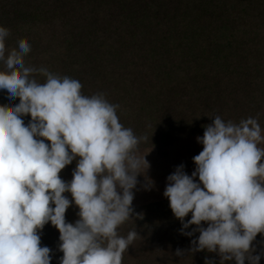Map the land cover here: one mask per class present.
<instances>
[{
    "label": "clouds",
    "instance_id": "1",
    "mask_svg": "<svg viewBox=\"0 0 264 264\" xmlns=\"http://www.w3.org/2000/svg\"><path fill=\"white\" fill-rule=\"evenodd\" d=\"M9 35L0 25V92L10 105H0V264H51L53 250L41 245L40 235L48 223L59 231L60 264H122L140 236L136 228L126 236L118 228L143 218L133 207L138 176L146 173L141 168L150 166L146 155L136 154L143 138L120 122L119 106L103 93L86 96L77 79L26 66L31 45L21 41L9 50ZM262 132L257 118L234 123L216 115L196 137L203 149L192 157L191 175L181 163L167 176L163 196L181 222L179 231L199 232L190 252L217 253L220 264H260L264 248L256 253L253 241L258 233L264 237ZM74 160L66 181L60 172ZM143 187L150 190L152 181ZM73 204L79 219L67 222Z\"/></svg>",
    "mask_w": 264,
    "mask_h": 264
},
{
    "label": "trees",
    "instance_id": "2",
    "mask_svg": "<svg viewBox=\"0 0 264 264\" xmlns=\"http://www.w3.org/2000/svg\"><path fill=\"white\" fill-rule=\"evenodd\" d=\"M70 1L0 0V25L12 28V23L25 22L52 27L49 34L55 38L47 41L44 53L54 44L67 60L59 63L57 57H49L48 70L77 79L82 94L103 93L118 105L120 122L143 138L138 152L162 160L167 145L170 149L181 137L186 142L203 136L216 115L234 123L254 117L264 125V0H72L83 12L73 18ZM36 31L26 41L37 45V53L26 55L33 64L39 63L43 43L40 30ZM97 36L113 49L95 50ZM118 41L123 45L112 44ZM56 65L62 72H54ZM45 79L41 74L39 82ZM3 94L0 105L10 107ZM23 119L27 123L30 116ZM75 166L74 160L62 169V179ZM189 166L185 171L191 175L196 166L194 162ZM143 207L134 208L143 213L142 219L132 218L118 228L122 236L134 228L140 235L123 253L122 264H205L206 258L220 264L217 253L190 252V241L199 232L193 237L181 234V222L169 201ZM262 241L258 233L253 241L256 253L264 248ZM178 248L184 256L175 255Z\"/></svg>",
    "mask_w": 264,
    "mask_h": 264
},
{
    "label": "rangeland",
    "instance_id": "3",
    "mask_svg": "<svg viewBox=\"0 0 264 264\" xmlns=\"http://www.w3.org/2000/svg\"><path fill=\"white\" fill-rule=\"evenodd\" d=\"M149 2L151 3V0H149ZM75 5L76 4L72 3V0L70 1L69 5H68V6H70L71 10H74V13L73 12L71 13L72 18L77 17V16H81V14L83 13ZM151 8L153 10L157 9L156 7H153V6H151ZM56 24H60V22L58 23L56 21ZM43 25H41V27H40L39 23L35 26V24L23 22V23H20L19 25L17 24V26H15V25L13 26V23H12V25H11L12 28L7 27L9 29L10 35H9V38H7V40H6V48L9 50L16 48L18 45V41H20V40L21 41H27V40L31 41V39L33 38V35H35V31L40 30L41 39H42L43 43L40 45V48L38 49L39 50V56H38L37 61L39 63L38 64L34 63L35 64L34 65L32 63L31 58L25 56L24 60H25L26 66H32V67H36V68L45 67L48 69L49 68L48 66L51 64L50 60H48V59L51 56L54 59H55V57H57V60L59 63H62V58L67 60L65 58L66 53H64L62 56L60 48H58L54 44H52V49H53L52 51H47L46 54L44 53V51H45L44 48H46L47 41H49L55 37H50L52 34H49V33H52L53 28L50 27L49 25H47V26H43ZM5 26H7V25H5ZM56 27L58 29L59 25L58 26L56 25ZM90 30L91 29L89 27L87 33H89ZM36 33L39 34V32H37V31H36ZM83 33H84V31H83ZM85 33H86V31H85ZM55 36H56V33H55ZM150 38H151V36H150ZM95 40H96V42L92 45L95 50H99L100 48H104L105 43H107L106 41L100 42L101 39L99 36L95 37ZM131 40H133V39H131V38L126 39L123 41V43L124 42L129 43V41L131 42ZM123 43H122V41H118L117 43L112 42L113 45H117V46H119V44L123 45ZM105 47L107 50L113 49L112 45H107ZM36 48H37V45L31 46L30 51L32 53H37L38 51L35 50ZM88 48H89V46H88ZM46 57H47V59L45 60ZM0 68L2 70H5L4 65L2 63H0ZM54 72H56V73L62 72L60 66H59V71H58V68L56 65L54 67ZM58 75L61 76L62 74H58ZM39 78H41L40 73L36 77V79H38L37 80L38 82H39ZM13 103H15V102H13ZM262 112L264 114V109ZM261 128H262V130H264V125L261 126ZM262 134H264V132H262ZM197 136L198 135H196L194 137L195 140L187 139L188 141H186V142L184 141V139H182V137L174 140L175 143L170 147V149H168V145H167L165 147V149L162 151L163 155H164V158L162 160L158 159L159 155L156 156V155L152 154L150 156V153L148 155H146V153H143V152L140 153L136 150V154L138 156L142 157V156L146 155L145 158L149 162L150 166L147 170H146V166L141 168V171L142 172L146 171V173L138 176L139 183L137 185V189L134 190V192H135L134 200H133V207L134 208H142L143 206H147V205L151 204L152 202H155L156 200H163V201L167 200V201H169L168 198L163 196V192H164L165 186L167 184L166 178L169 174L174 172L176 166L180 165L181 163L184 164V166L186 168V165L189 166V164L194 162L192 157L199 154V152L202 151V149H203L202 144L199 147H197V145L200 144L197 142V139H196ZM261 143H263V144H261ZM263 145H264V141L260 142V144L258 146L262 147ZM192 151H194V152H192ZM262 159H264V158H262ZM189 167H191V166H189ZM192 169H194V167ZM187 173H188V171H187ZM145 177H147L148 180L152 181V187L150 188V190H145V188L143 187L145 184L148 183V180H146ZM71 178H72V171L63 175V179H65L66 181L71 180ZM65 195H67L69 197V199H71V195L69 193H65ZM148 208H152V207L148 206ZM78 211H79L78 207L75 206L74 204L72 206H70L66 210V214H65L66 215V221L67 222H75L77 219H79ZM50 225H51V223L46 224L40 232L41 245L42 246L47 245L48 247H50L53 250V258H52L51 264H60L59 258L62 257L63 253L58 250L59 231L53 225L52 226H50ZM121 226L122 225H120L119 227H121ZM169 261H171V260L169 259Z\"/></svg>",
    "mask_w": 264,
    "mask_h": 264
},
{
    "label": "crops",
    "instance_id": "4",
    "mask_svg": "<svg viewBox=\"0 0 264 264\" xmlns=\"http://www.w3.org/2000/svg\"><path fill=\"white\" fill-rule=\"evenodd\" d=\"M261 144H263V143H261ZM261 148H264V145L261 147ZM197 180H198V177L196 178ZM204 222H202V224H203ZM204 226H206V224H204Z\"/></svg>",
    "mask_w": 264,
    "mask_h": 264
}]
</instances>
